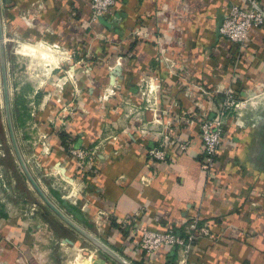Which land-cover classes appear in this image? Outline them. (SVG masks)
<instances>
[{"label":"crops","instance_id":"0c3cea01","mask_svg":"<svg viewBox=\"0 0 264 264\" xmlns=\"http://www.w3.org/2000/svg\"><path fill=\"white\" fill-rule=\"evenodd\" d=\"M87 2L2 0L6 45L9 37L20 54L40 50L52 61L53 79L44 91L65 100V121L47 122L59 111L53 101L35 123L48 134L47 174L61 173L77 193L59 192L60 200L73 197L67 203L83 215L82 226L131 264L181 260L177 250L162 249L153 260L131 252L119 221L142 207L160 220V230L196 215L209 226L215 242L200 256L194 253L191 264H264V24L250 30L234 72V45L218 30L230 4L246 7L245 0H117L92 28ZM232 81L244 105L238 126L232 119L226 123L207 179L200 116L216 114ZM188 117L195 121L186 127ZM166 120L172 136L192 144L183 153L171 147L165 163L151 162L147 152L161 142ZM60 132L85 147L116 138L100 148L91 176L80 179ZM40 211L31 229L0 214V264H67L69 251L83 254L87 240L52 212ZM91 256L94 264H116L98 249Z\"/></svg>","mask_w":264,"mask_h":264},{"label":"rangeland","instance_id":"374dc122","mask_svg":"<svg viewBox=\"0 0 264 264\" xmlns=\"http://www.w3.org/2000/svg\"><path fill=\"white\" fill-rule=\"evenodd\" d=\"M7 38L9 39L6 45L7 73L11 112L16 138L34 178L49 198L63 208L58 193L61 192L62 195L68 197L70 192H75V190H72L74 184L70 185L68 181H66L67 179H62L61 173L56 175L57 178L47 174L48 169L45 165L48 163L49 159H47L48 156L45 157L48 153L43 152V150L47 148L48 150H46L49 152L50 149L46 141L48 134H43L38 131V127L35 123L36 118L45 112L47 106L53 101L60 105V107L57 108L59 111L56 114L50 113L47 117V122L51 124L55 119L65 121L67 116V112H65L66 106L63 105L65 100L54 97L52 93L50 95L46 94L44 91L45 88H47L48 79H53L51 72V68L53 67L51 64L52 61L45 59V57L43 58L40 50H37L34 54H20V49L18 48L19 44L10 41L12 39L9 37ZM42 50L50 53L45 47H42ZM48 64H50V66H48ZM55 74L56 72L54 75ZM155 100L156 98H152V102H150L152 108L155 106ZM146 103L149 104V101L146 100ZM28 116L30 117L28 118ZM234 117V121L237 123L238 112H236ZM22 118L24 122L21 121ZM115 138L116 137L113 136L108 137L106 140L86 148L92 149L97 147V151L99 152L101 151L100 148L111 145L109 143ZM40 144L43 145L42 148H39L38 145ZM84 147L85 146L81 145L75 139L66 140V158L73 163L72 166L75 170L74 177L79 176L80 179H83V176H91V173H93L91 170L93 169L94 171L97 160L92 162L93 165H88L84 162L79 166V159L70 156L68 151L69 149L71 150L74 148L78 150L77 148ZM86 165L88 166L86 167ZM57 172L59 171L57 170ZM50 174L53 173L50 172ZM74 194L77 193L75 192ZM72 199L73 197H69L67 202H70ZM67 202L64 203L69 205ZM42 208L45 210V213L43 212L44 214H46V212L47 214L52 212L46 207L29 184L15 158L4 117L0 78V214L5 215V217L11 221L20 219L29 226L28 229H31V226H35L33 222H38L36 218L40 216L39 212H41L40 210H42ZM35 230L36 228H33V231ZM42 233H46V231H42ZM84 244L85 245L81 244L83 245L81 247L86 248L83 254L78 250L69 251L63 261L67 264H82V258L88 257L90 258L88 259V264H94L95 259L91 256V253L95 249L97 250V248L90 242Z\"/></svg>","mask_w":264,"mask_h":264},{"label":"built area","instance_id":"2783aa9c","mask_svg":"<svg viewBox=\"0 0 264 264\" xmlns=\"http://www.w3.org/2000/svg\"><path fill=\"white\" fill-rule=\"evenodd\" d=\"M245 2L246 7H241L234 3L230 4L218 30L221 37L234 45V55L230 60L231 69L234 72L250 44V30L264 24V8L260 0H245ZM116 3L117 0H88L87 6L90 12L89 27L92 28L93 25L97 24L101 18L114 8ZM162 57L161 54L160 58ZM232 82L223 91L222 105L216 114L213 116L202 114L200 116L199 135L203 150L201 169L206 174L207 179L213 176L226 123L231 119L234 120L236 112H238L239 116V110L244 105V101L238 97L233 87L235 81ZM158 88L159 86L156 87V89ZM194 121L195 117L186 118L185 126L192 125ZM236 125L238 126V122ZM170 130L172 132L173 126L170 121L166 120L160 134L161 142L147 152L149 161L167 162L169 158L168 150L171 147L182 153L189 150L192 142L189 139L181 140L179 136H172L169 133ZM77 149H69L68 153L70 156L79 159V166L84 162L88 165H93L92 162L97 160V147ZM91 172H93V169ZM119 222L121 230L125 231L126 237L133 244L131 252L143 254L148 260H153L162 249L170 252L177 250L181 258L180 264H191L189 258L194 253L200 256L207 245L209 246L215 242L209 226L202 223L198 215L183 222L181 226H171L160 230L158 229V227L162 226L160 220L148 215L142 207L136 210L129 218H123ZM202 243H205V245H202Z\"/></svg>","mask_w":264,"mask_h":264},{"label":"water","instance_id":"95a60500","mask_svg":"<svg viewBox=\"0 0 264 264\" xmlns=\"http://www.w3.org/2000/svg\"><path fill=\"white\" fill-rule=\"evenodd\" d=\"M2 0H0V78H1V88H2V97H3V109L4 117L7 127L8 136L11 142V146L17 160V163L24 174L25 178L38 194L42 202L48 207L52 213L57 216L64 224L90 242L95 246L100 252L106 255L108 258L113 260L116 264H131L128 260L102 242L98 237L88 231L82 222L84 221L83 215L80 214L74 206H70L64 201L60 203L64 206L61 208L49 196L45 193L42 187L39 185L37 180L34 178L24 156L21 152L20 146L18 144L11 112V103H10V93H9V82H8V73H7V60H6V40L4 34V27L2 21Z\"/></svg>","mask_w":264,"mask_h":264},{"label":"trees","instance_id":"16d2710c","mask_svg":"<svg viewBox=\"0 0 264 264\" xmlns=\"http://www.w3.org/2000/svg\"><path fill=\"white\" fill-rule=\"evenodd\" d=\"M29 117H30V116H28V118H29ZM21 121L24 122V119L22 118ZM21 121H20V122H21ZM59 137H60V139H61V141H62L64 147L66 148V139H67V135L64 134V133H60V134H59ZM120 230H121V229H120ZM121 231H123V230H121ZM123 233H124V237H126L127 234L125 233V231H123ZM142 257H143V260L148 259V258H146V256H144V255H142ZM133 264H140V263L133 262Z\"/></svg>","mask_w":264,"mask_h":264},{"label":"bare ground","instance_id":"6f19581e","mask_svg":"<svg viewBox=\"0 0 264 264\" xmlns=\"http://www.w3.org/2000/svg\"><path fill=\"white\" fill-rule=\"evenodd\" d=\"M44 54H45V53H44ZM50 55H51V54H49L48 56L50 57ZM46 56H47V54H46ZM46 58H47V57H46Z\"/></svg>","mask_w":264,"mask_h":264}]
</instances>
